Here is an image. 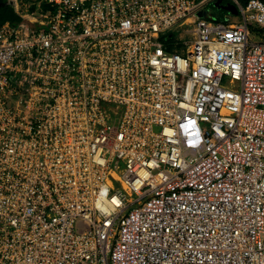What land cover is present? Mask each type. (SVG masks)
<instances>
[{
  "label": "built area",
  "instance_id": "2783aa9c",
  "mask_svg": "<svg viewBox=\"0 0 264 264\" xmlns=\"http://www.w3.org/2000/svg\"><path fill=\"white\" fill-rule=\"evenodd\" d=\"M8 1L0 264H264V2Z\"/></svg>",
  "mask_w": 264,
  "mask_h": 264
},
{
  "label": "trees",
  "instance_id": "16d2710c",
  "mask_svg": "<svg viewBox=\"0 0 264 264\" xmlns=\"http://www.w3.org/2000/svg\"><path fill=\"white\" fill-rule=\"evenodd\" d=\"M8 0L0 7V25L10 22L12 25H16L21 19L16 15L12 6L7 4ZM242 5H246L249 0H238ZM264 2V0H260ZM213 20H216L213 18Z\"/></svg>",
  "mask_w": 264,
  "mask_h": 264
},
{
  "label": "rangeland",
  "instance_id": "374dc122",
  "mask_svg": "<svg viewBox=\"0 0 264 264\" xmlns=\"http://www.w3.org/2000/svg\"><path fill=\"white\" fill-rule=\"evenodd\" d=\"M213 8L214 7L212 5L208 8V13H209V15L211 16L212 19L214 18L213 14H212ZM226 14L227 13H225L224 15H226ZM224 15H222L220 17L215 16L216 17L215 19L217 21H219V22L226 23V19L228 18L229 19V23H231V24H240V23H242V20H241L240 16H238V15L235 16V15H231V14L229 15V14H227L225 17H224ZM193 28H194V26H191V29H193ZM175 36H176V38H180L179 35L176 34V33H175ZM181 40H182V42H185L186 43V42H189L191 40V38L188 37V36H185L184 34H182L181 35Z\"/></svg>",
  "mask_w": 264,
  "mask_h": 264
},
{
  "label": "water",
  "instance_id": "95a60500",
  "mask_svg": "<svg viewBox=\"0 0 264 264\" xmlns=\"http://www.w3.org/2000/svg\"><path fill=\"white\" fill-rule=\"evenodd\" d=\"M5 3V0H0V7ZM7 4L12 6L13 4L10 1H7ZM214 8L218 9V11L224 10L232 15L237 16L238 15V9L236 8L235 5L230 3L227 7H222L221 9L218 8V6L214 5ZM203 18H207L209 16L208 12H204L201 14ZM215 19V18H214Z\"/></svg>",
  "mask_w": 264,
  "mask_h": 264
},
{
  "label": "crops",
  "instance_id": "0c3cea01",
  "mask_svg": "<svg viewBox=\"0 0 264 264\" xmlns=\"http://www.w3.org/2000/svg\"><path fill=\"white\" fill-rule=\"evenodd\" d=\"M226 1H228V2H230V3H232L233 4V2H232V0H226ZM229 3V4H230ZM213 7H214V5H212ZM221 11H223L221 14H218V12H220V11H218V10H216L215 8H213V10H212V14H213V16H214V18H216L215 16H217V17H220V16H222V15H224L225 13H227V14H229L230 15V13H228V12H226V11H224V10H221ZM209 14V13H208ZM226 14V15H227ZM226 15H224V17L226 16ZM232 15V14H231ZM212 16V17H213ZM211 18V16L209 15L207 18ZM227 18V17H226ZM225 18V19H226ZM228 20V18L226 19V21Z\"/></svg>",
  "mask_w": 264,
  "mask_h": 264
},
{
  "label": "flooded vegetation",
  "instance_id": "af4514ba",
  "mask_svg": "<svg viewBox=\"0 0 264 264\" xmlns=\"http://www.w3.org/2000/svg\"><path fill=\"white\" fill-rule=\"evenodd\" d=\"M230 2L226 1V0H216L214 5L218 6V8H222V7H227L229 5ZM216 9V8H215ZM218 10V9H216ZM223 11L218 12V14H221Z\"/></svg>",
  "mask_w": 264,
  "mask_h": 264
}]
</instances>
